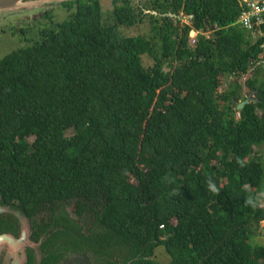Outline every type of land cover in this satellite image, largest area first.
<instances>
[{
    "label": "trees",
    "instance_id": "trees-1",
    "mask_svg": "<svg viewBox=\"0 0 264 264\" xmlns=\"http://www.w3.org/2000/svg\"><path fill=\"white\" fill-rule=\"evenodd\" d=\"M147 3L114 0L104 16L77 0L62 22L47 10L38 38L0 58V191L76 229L63 212L74 201L93 224L62 235L122 264H165L160 245L167 264H264L251 240L264 220V52L234 25L238 0ZM144 16L149 38L122 33Z\"/></svg>",
    "mask_w": 264,
    "mask_h": 264
},
{
    "label": "flooded vegetation",
    "instance_id": "flooded-vegetation-1",
    "mask_svg": "<svg viewBox=\"0 0 264 264\" xmlns=\"http://www.w3.org/2000/svg\"><path fill=\"white\" fill-rule=\"evenodd\" d=\"M21 31L25 36L26 30ZM63 212L74 221L76 229L65 222L54 221L50 207L26 210L16 199H9L0 191V264H122L117 254L111 257L73 249L61 230L67 227L75 233L79 227V233L86 232L93 222L88 227L83 226L81 216L75 209L70 212L67 205L63 206Z\"/></svg>",
    "mask_w": 264,
    "mask_h": 264
},
{
    "label": "rangeland",
    "instance_id": "rangeland-1",
    "mask_svg": "<svg viewBox=\"0 0 264 264\" xmlns=\"http://www.w3.org/2000/svg\"><path fill=\"white\" fill-rule=\"evenodd\" d=\"M29 1V0H28ZM149 0H131L133 5H139L141 7H147ZM51 2L50 0H31L27 3L25 7L27 9H17V10H10V11H3L0 12V58L4 55L10 53L14 49L23 46L29 41L27 38L37 39L38 38V31L44 27L45 25L49 24L50 19L44 17L43 14L48 10L51 11L52 14V21L54 22H62L64 21L70 13H72L75 9V1H65V2H58L56 4H48ZM71 5H67V3ZM102 11L104 16L108 15L110 11H112L114 0H99ZM44 5V6H42ZM42 6V7H40ZM148 12V11H146ZM176 24V22H174ZM183 23H189V20L186 16H182L180 25ZM29 27V29H28ZM31 27V29H30ZM1 29L4 31L2 32ZM21 29L26 30L25 36L22 34ZM28 29V30H27ZM120 30L124 35L127 36H136L142 35L144 37L149 38L151 36V26L148 16L143 17V21L137 25L132 27H120ZM15 34V35H12ZM197 35V31L195 34L191 35V37ZM190 37V38H191ZM25 39V40H24ZM28 42H24V41ZM190 43V42H189ZM142 62L144 66H150L153 63L152 58L148 55H143ZM264 75V64L261 67V76ZM242 80V79H241ZM233 78H229L228 76H224L222 78L223 85L221 86L220 90L227 88L231 83ZM245 89L242 90V93H245ZM72 131H68V134H71ZM260 147V153H264V144ZM264 162V158H262ZM262 206L264 207V198L262 199ZM75 202L70 201L65 203L67 205V209L71 212L75 209ZM83 226L88 227L93 222L92 214H83L80 218ZM252 242L255 244L264 245V220L260 222V226L258 228H252ZM156 260L161 263L167 264L169 262V256L164 250L163 246H157L154 250V256Z\"/></svg>",
    "mask_w": 264,
    "mask_h": 264
},
{
    "label": "built area",
    "instance_id": "built-area-1",
    "mask_svg": "<svg viewBox=\"0 0 264 264\" xmlns=\"http://www.w3.org/2000/svg\"><path fill=\"white\" fill-rule=\"evenodd\" d=\"M242 6L241 14L234 25L242 27L252 43H258L264 52V0H238ZM198 34V32H197ZM197 35L191 37L193 44Z\"/></svg>",
    "mask_w": 264,
    "mask_h": 264
},
{
    "label": "water",
    "instance_id": "water-1",
    "mask_svg": "<svg viewBox=\"0 0 264 264\" xmlns=\"http://www.w3.org/2000/svg\"><path fill=\"white\" fill-rule=\"evenodd\" d=\"M31 0H0V12H3V11H10V10H17V9H27L25 7H29V6H26L27 3H29ZM51 2H49L48 4H56L58 2H65V1H71V0H50ZM73 1H77V0H73ZM69 3V2H68ZM44 6V5H42ZM40 6V7H42ZM154 13H156L154 11ZM171 16H175L173 14H169ZM195 34V31L194 30H191L190 31V36ZM252 95L250 94L248 99H251ZM249 100H244V101H241V102H237L233 99V102L234 104H236L237 106V109L238 110H241L244 105L248 102Z\"/></svg>",
    "mask_w": 264,
    "mask_h": 264
}]
</instances>
